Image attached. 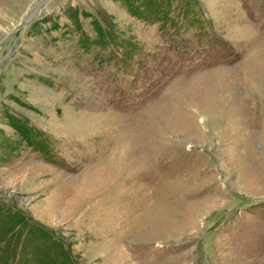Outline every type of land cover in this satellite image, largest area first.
<instances>
[{
    "label": "rangeland",
    "instance_id": "rangeland-1",
    "mask_svg": "<svg viewBox=\"0 0 264 264\" xmlns=\"http://www.w3.org/2000/svg\"><path fill=\"white\" fill-rule=\"evenodd\" d=\"M38 1L0 0V264H264V0Z\"/></svg>",
    "mask_w": 264,
    "mask_h": 264
},
{
    "label": "water",
    "instance_id": "water-1",
    "mask_svg": "<svg viewBox=\"0 0 264 264\" xmlns=\"http://www.w3.org/2000/svg\"><path fill=\"white\" fill-rule=\"evenodd\" d=\"M44 0H39L38 2H37V4L29 11V16H31L32 14H33V12L42 4V2H43ZM29 16H27L26 18H25V20H24V22H26V20L29 18Z\"/></svg>",
    "mask_w": 264,
    "mask_h": 264
}]
</instances>
